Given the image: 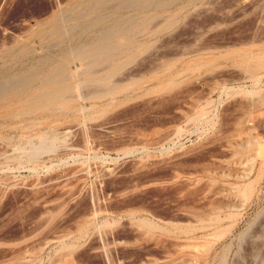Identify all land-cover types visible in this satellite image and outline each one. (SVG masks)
<instances>
[{
  "label": "rangeland",
  "instance_id": "1",
  "mask_svg": "<svg viewBox=\"0 0 264 264\" xmlns=\"http://www.w3.org/2000/svg\"><path fill=\"white\" fill-rule=\"evenodd\" d=\"M79 2L0 0V80L55 56L51 18ZM123 12L151 29L114 75L124 86L47 105L36 80L0 98V264H264V0ZM54 128L56 147L11 159Z\"/></svg>",
  "mask_w": 264,
  "mask_h": 264
},
{
  "label": "bare ground",
  "instance_id": "2",
  "mask_svg": "<svg viewBox=\"0 0 264 264\" xmlns=\"http://www.w3.org/2000/svg\"><path fill=\"white\" fill-rule=\"evenodd\" d=\"M176 1L177 0H80L78 3L80 6L74 10L66 11L62 9L59 14L51 18L47 28V35L57 38L54 44L52 42L50 43L51 45L54 46L55 43L60 45V42H62L63 47L58 48L56 55L53 57L51 53V55L38 54L39 56H36L37 58L35 61L27 65L24 69L13 71L12 74L7 76L5 75V77L0 80V98L9 93L24 90L36 80L39 81L42 88L36 92L35 97L43 102L47 101V105L53 102H60L61 99L69 97L67 96L69 94L83 100L84 98L115 92L118 88L124 86L126 81H119L115 78L117 76L114 75L120 68L136 59L134 55L135 52L131 51L133 42L136 41L137 38L151 34V29L148 27V24L150 20L156 17H158V20L154 24L158 26L155 30L159 31L161 29L171 28L177 21L173 16L178 12V8H173L167 14L157 13L155 16H152L150 20L146 19L143 23L140 22L141 24H138L134 28L133 23L139 16H131L128 18V14L123 11L133 9L137 12L152 6L157 9H165L173 5ZM68 19H75V21L74 23L67 24L66 21ZM118 36H122L123 39L119 41L114 40ZM138 43L140 47L139 50L141 49L142 51H146L149 46L145 42L138 41ZM50 44H48L47 48ZM21 52L22 48L16 51V53ZM5 54L12 56V50L6 48ZM118 59L119 61L117 62L116 60ZM254 60H256V64L263 63L264 55L262 58L257 57ZM52 61H55V63L51 64L50 62ZM5 70L6 69H4V71ZM72 81L75 82L73 89L69 86ZM129 82L131 81H128V83ZM67 86L69 87L67 88ZM88 86L90 89L86 94L83 88ZM227 89H225L224 92H226ZM246 91L253 93L256 90L248 91L246 89ZM57 107H61V105ZM84 113V115H86V112ZM243 122L245 123L244 120ZM39 137V145L34 144L31 146V149L19 148L18 153L10 156L11 159L13 156L18 160L22 158L35 160L40 152L51 150L56 145V140L59 139L62 142V138L55 128L54 130L43 132ZM254 138L258 140L257 137ZM248 142L250 143L249 140L246 143ZM239 147L241 148V146ZM262 148L264 149V147ZM262 148L259 146L257 151L258 155L260 154L264 157V152L261 150ZM252 161L253 163L249 168L250 172L254 170L256 157H254ZM263 169L264 168H260L258 175ZM250 172L246 176H248ZM237 187L240 196H242L245 201L252 193L255 182L253 180L241 184L239 183ZM228 212L230 213V211ZM230 214L231 217L237 215L236 212H231ZM226 229L227 228L216 231L214 236H221ZM208 245H210V242H208ZM217 264H225L224 254L220 256Z\"/></svg>",
  "mask_w": 264,
  "mask_h": 264
}]
</instances>
